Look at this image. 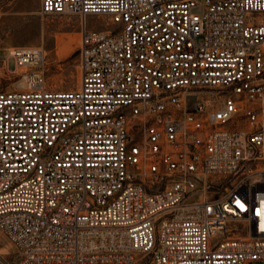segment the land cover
<instances>
[{"label": "built area", "instance_id": "obj_1", "mask_svg": "<svg viewBox=\"0 0 264 264\" xmlns=\"http://www.w3.org/2000/svg\"><path fill=\"white\" fill-rule=\"evenodd\" d=\"M79 86L6 50L0 264H264V0H41ZM90 16L109 29H90Z\"/></svg>", "mask_w": 264, "mask_h": 264}, {"label": "rangeland", "instance_id": "obj_2", "mask_svg": "<svg viewBox=\"0 0 264 264\" xmlns=\"http://www.w3.org/2000/svg\"><path fill=\"white\" fill-rule=\"evenodd\" d=\"M104 17L90 16V29H109ZM82 20L76 15L41 14V0H0V90L26 87L14 61L6 50L31 45L46 51L43 68L47 88L54 91L75 90L79 86L80 30ZM139 264H146L144 259ZM261 264V263H251Z\"/></svg>", "mask_w": 264, "mask_h": 264}, {"label": "bare ground", "instance_id": "obj_3", "mask_svg": "<svg viewBox=\"0 0 264 264\" xmlns=\"http://www.w3.org/2000/svg\"><path fill=\"white\" fill-rule=\"evenodd\" d=\"M45 52V57L47 56L46 55V51H44ZM8 251V249L5 247V248H3L0 252H2V253H6Z\"/></svg>", "mask_w": 264, "mask_h": 264}]
</instances>
